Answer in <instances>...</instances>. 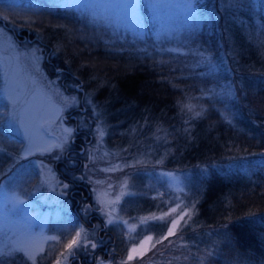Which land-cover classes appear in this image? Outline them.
Segmentation results:
<instances>
[{
    "label": "rangeland",
    "instance_id": "1",
    "mask_svg": "<svg viewBox=\"0 0 264 264\" xmlns=\"http://www.w3.org/2000/svg\"><path fill=\"white\" fill-rule=\"evenodd\" d=\"M64 3L65 0L45 2L47 6L55 5L61 9H68ZM192 7L194 12L189 13L184 0H169L162 6L160 17L154 20L150 11L141 4L138 6L137 20L134 23H116L113 22L115 20L113 10L101 0H81L79 6L69 9L74 15L70 21L57 14L52 15L51 18L38 16L30 18L27 15L14 18L6 14L3 6H0V17L3 19L0 20V127H5L10 132L0 130V184L3 185V191H0V249L9 251L19 242H23L31 247L35 259L38 255L44 254V258H49L47 264H56L58 259L61 260V264H69L71 256L73 258V255L78 251L81 252L84 247H74L71 250L74 254L68 255L66 244L71 241L80 227H85L87 235L92 232L94 241L99 239L98 237L101 239L104 229L100 226L99 219L104 215L106 223L107 216L100 210L101 205L97 202V198L102 197L106 201L116 200L125 180H127L128 194L123 195L118 203L112 205L116 209L115 218L121 222L106 223L107 228L113 230L116 235L117 239L113 241L116 247L119 246V242L127 243H124V252L118 248L110 251V255L118 254L117 264H137L147 255L152 256L151 251H157L155 252L157 259V256L166 249V244H170L167 243L169 238L167 234L172 220L185 210L180 207L176 212H171L177 203L191 209V219L186 216L179 221L180 225L175 229L177 238L183 244H190L186 240L188 236L198 238L201 233L206 234L207 244L209 239L215 238L209 229H197L195 226L197 211L189 205V203L193 204L190 200H184L188 190L186 186L189 184L190 168L179 171L180 165L173 164L174 169L170 168L171 170L168 171L165 166L167 159L159 158L161 149L157 153L158 148L162 140L170 139V129L161 131L158 126L150 136L142 138L138 131V129L141 131L140 123H137L138 126L134 123L130 129H123L122 135L112 128H107L102 110L95 104V91L92 88L84 91L82 81L76 83L75 78H68L73 73L68 70L67 63L70 65V60L63 53L70 50L78 62H82L93 74H97L98 69L94 67L97 63L106 66L111 65V62L97 60L96 56H92L91 44L97 43L98 40L103 41L111 33L118 31L123 38H129L128 43L122 44L127 48L128 53L132 52L139 57L145 54H160L163 48L168 52L170 49V52L184 53L179 65L184 74H188L187 70L202 68L203 62L209 60L211 53L213 63L219 66L217 59L220 58V61L224 62L225 58L221 55L215 57L213 50V45L217 43L215 34L217 38L220 36L222 41L224 39L220 20L214 14V0H196ZM202 21L204 25L198 31L197 27ZM44 29L46 30L43 32ZM222 30L226 31L223 23ZM84 33L90 34L91 41L84 40L82 35ZM194 36L198 42L195 50L185 39ZM43 37L48 38L49 41L42 40ZM223 44L225 47L228 45L227 38ZM96 48L98 46L93 49ZM121 51L124 50H117V53ZM162 62L163 64L158 66L162 71L161 75L165 74L163 69L168 66L172 72L165 75L167 81L174 84L177 76L173 70L176 66L165 59ZM135 63L133 62L132 65ZM73 65L78 66L75 63ZM49 68L55 71L52 75ZM133 72L130 66L125 70L112 61L110 73L112 79L115 77L118 79L126 74L133 76L135 75ZM62 84H73L75 91L65 89ZM233 85L237 87L236 83ZM211 92L210 88L208 93ZM8 95L17 99L15 106L9 102ZM73 97L75 103H71ZM64 98H68L69 104L64 103ZM167 116L163 115L162 121ZM91 119H95V122ZM157 123L159 122L155 124ZM66 128H71L73 131L68 142L63 143ZM76 128L77 133L86 130L92 134L93 143L88 148L92 156L87 160L85 150L83 154L85 157H80L83 161L76 172L88 184L89 198L92 196L94 205L103 215L99 213L97 217H91L90 201L87 197L80 205L84 215L79 214L78 218L73 215L65 221L67 225L72 224L69 229L76 226L71 233L67 228L63 229L59 221L66 210L65 204L75 203L68 193H65L63 185L68 181L64 168L72 175L67 168L71 163H66L65 154L76 160L79 158L71 155L74 148L70 142L74 136H78L74 132ZM98 129L103 130V137L99 135ZM110 138L118 145L124 144L118 148L110 146L108 144ZM7 139L9 141L15 139L17 142L10 143ZM29 139L32 151L25 155L29 147ZM61 144L62 147H56ZM57 160L60 166L54 165ZM116 165L120 167L106 171ZM49 169L59 184L50 185L41 182ZM6 173L8 175L2 179ZM172 177L175 179L173 180ZM23 190H26L24 194ZM13 191L24 203L14 204L11 201ZM5 192L8 193L7 196ZM126 198L129 202L123 205ZM56 203L61 204V207ZM142 205L143 208H140ZM129 213L132 216H129ZM165 213L170 214L165 215ZM73 221L77 223L73 224ZM122 221H127L128 224L125 225ZM190 222L192 225L188 227ZM166 224L168 228L165 230ZM128 225H134V230L129 231ZM189 228L194 230L192 235L189 234ZM175 234L172 236L176 237ZM52 236L58 239H45ZM147 236H151L152 241L144 243L141 247L140 243L145 241ZM165 236L167 239H163ZM158 240L161 242L157 243ZM183 244L173 245L183 246ZM213 244L225 243L215 240ZM132 248H136V252H132ZM46 249H50L47 255L44 253ZM61 253L67 256V260H64ZM129 255L132 259H128ZM173 256L164 258L166 264H177L178 257L173 258ZM4 258L9 259L7 264H13L14 260L19 264L29 262V258L22 251L12 252ZM99 259L97 264L101 262L111 264L109 261H101L102 257Z\"/></svg>",
    "mask_w": 264,
    "mask_h": 264
},
{
    "label": "trees",
    "instance_id": "2",
    "mask_svg": "<svg viewBox=\"0 0 264 264\" xmlns=\"http://www.w3.org/2000/svg\"><path fill=\"white\" fill-rule=\"evenodd\" d=\"M36 2L37 4L22 1L16 6H6L3 10L14 18L22 15L30 18H51L57 14L70 21L74 16L70 8L61 9L45 4L52 0ZM226 3L227 0H214V14L220 20L222 38H227L228 41L225 47L224 40L222 41L220 36L217 38L215 34V57L221 55L225 58L224 62L220 61V58L217 59L219 66L213 63V54L210 51L212 56L203 62L202 68L187 70L188 74H184L179 67L184 53L170 52V49L168 52L163 48L160 54H145L139 57L132 52L128 53L122 44L128 43L129 38H123L118 31L111 33L103 41L98 40L97 43L91 44L92 56H96L97 60L111 62V65L106 66L97 63L94 66L98 69L97 74H93L82 62H78L70 50L63 52L73 67L67 63L68 70L73 73L68 78H75L76 83L82 81L84 91L90 88L95 91V104L101 108L107 128H112L122 135L123 129H130L134 123H140L141 131H138L142 138L150 136L158 126L161 131L170 129V139L162 140L158 148L157 153L161 149L159 158L167 159L165 166L168 171L178 164L179 171L190 168L189 184L186 186L188 190L185 193L187 198L184 197V200H190L194 204L189 203L192 209L197 211V229H209L215 237L209 239L207 244L206 234L201 233L198 238L188 236L186 240L190 244H183L176 234V237L169 236L167 243L170 244H166V249L159 252L157 259V251H151L152 256L147 255L137 264H166L164 258L169 255L178 257L177 264H264V4L261 0H254L253 3L249 0H239L236 7L227 8L223 6ZM0 5L5 6L4 3ZM214 22L213 19V25ZM222 23L225 24V32L222 30ZM203 25V21L200 22L197 30L200 31ZM91 30L93 32V27ZM82 35L84 40L91 41L90 34ZM190 38L185 39L195 50L198 46L196 36ZM43 39L49 41L46 37ZM95 46L98 48L93 49ZM117 50L124 51L117 53ZM164 59L176 66L173 70L177 76L174 84L167 81L165 74L172 72L168 66L163 69V76L162 71L158 69ZM112 61L125 70L130 66L135 75L126 74L112 79ZM133 62H136L135 65H132ZM49 71L52 75L54 70L49 68ZM73 84H62V87L75 91ZM210 88L211 94L208 93ZM229 90L233 94L232 97L224 95ZM164 95L167 97H163ZM186 104L193 105L194 111L188 112L184 107ZM195 111L202 114L196 117ZM163 115L168 116L162 121ZM156 122L159 123L155 124ZM4 128L0 127V130L6 132ZM78 132L81 137L79 146H73L71 155L79 158L76 160L68 154H65L64 158L66 163H71L67 168L72 172L71 175L64 168L66 179L69 181L65 182L68 185L65 190L71 194L78 189L85 198H89L88 184L76 170L83 161L80 157H85L79 152L80 145L89 148L83 141H93L88 131ZM9 142L17 141L14 139ZM108 144L118 148L124 143L118 145L110 138ZM57 164L60 162L55 161L54 165ZM72 194L81 200L78 193L74 191ZM72 200L75 201L74 198ZM89 201L90 212L92 209L97 210L92 196ZM128 202L129 199L126 198L123 205ZM140 208H143V205ZM181 208L187 209L186 205H181ZM96 213L99 214L100 211ZM87 215H90L89 212ZM72 216V210L65 211L59 221L63 229L67 228L71 233L76 226L69 229L72 224L67 225L65 221ZM129 216L132 214L129 213ZM99 224L104 230L101 240L97 239V243H109L111 249L118 248L124 252L127 243L119 242L116 247L113 243L114 239H117L116 235L113 230L107 228L104 215L99 219ZM191 225L190 222L188 227ZM167 228L166 224L165 230ZM158 232L163 233L161 230ZM193 233L194 230L189 228V234ZM215 240L225 244H213ZM90 250V246L85 249L88 252L86 259L90 261L89 264H97L99 257H102L101 261H109L111 264L118 262L117 253H114L115 256L105 257L102 251L93 254ZM43 255L37 256L35 263L47 264L49 258H44ZM28 261L27 264H33L31 259ZM72 263L76 264V261L73 260ZM13 264L19 263L14 260Z\"/></svg>",
    "mask_w": 264,
    "mask_h": 264
},
{
    "label": "snow or ice",
    "instance_id": "3",
    "mask_svg": "<svg viewBox=\"0 0 264 264\" xmlns=\"http://www.w3.org/2000/svg\"><path fill=\"white\" fill-rule=\"evenodd\" d=\"M80 2H81V0H65L64 6L68 7V8L77 7V6H79ZM101 2L113 10V15L115 17V20H113V22H116V23H124V22L134 23L137 20V9H138L139 5H141V4L144 5L146 10L150 11L153 19L156 20L161 15L162 6L166 5L169 2V0H101ZM195 2H196V0H184L185 7L189 13L194 12V9L192 6ZM249 2L253 3L254 0H249ZM261 3L264 4V0H261ZM238 4H239V0H227V3L223 6L227 7V8H233V7H236ZM224 95H226L228 97H232L233 94L229 90ZM8 100L13 106H15V104L17 103V99L15 97H13L12 95H8ZM64 103L66 105L69 104L68 98H64ZM71 103H75L74 97L71 99ZM184 107L187 108L188 112L194 111V106L191 104H186V105H184ZM201 114L202 113L200 111L194 112V115L196 117H199ZM72 131L73 130L71 128L64 129V132L66 135L64 137L63 143L68 142V139L72 135ZM98 132H99V135L101 137H103V135H104L103 130L98 129ZM62 146H63L62 144L56 145V147H62ZM45 150H47V149H45ZM31 151H32V144H31V140L29 139V147H28L25 155H27ZM137 163H139V161H137ZM119 167H120L119 165H116V166H114L113 169H106V171L116 170ZM42 175H44V174L42 173ZM166 175L170 176L171 174H166ZM172 179L174 180L175 177H172ZM41 182L45 183V184H50V185L53 183L59 184V181H56L55 177L51 174V169L48 170V173L45 175V178ZM97 183H99V181ZM63 187L67 188L68 185L64 184ZM126 189H127V180L123 181V183L121 185L120 195L116 197V200L106 201L102 197L97 198V202L101 205L100 210L102 212H104V214L107 216V221H106L107 224H113V223L121 222L115 218L114 214L116 213V209H115V207H112V205L118 203L120 198L123 195L128 194ZM0 191H3V185L2 184H0ZM7 195H8V193L5 192V196H7ZM11 201L14 202V204L24 203V201L21 200L20 197L14 191H13L12 196H11ZM180 207H181V205L179 203H177L176 207L171 209V212H176L177 209ZM190 212H191V209H185L183 212H181L179 217L172 220L171 227L168 230L167 236H172L175 234V229L178 227L180 220H183L186 216L188 217V219H191ZM168 214H170V213H165V215H168ZM122 222L125 225L128 224L127 221H122ZM142 222H144V221H142ZM134 228H135L134 225H128L129 231H133ZM167 236L163 237V239H167ZM45 239L57 240L58 238L52 236V237H46ZM151 241H152V237L147 236L146 240L142 241L140 243V246L143 247L144 243H150ZM160 242L161 241H159V240L157 241V243H160ZM89 244H91L92 248H95L97 246L96 243H94L88 239V235H87L86 230L83 227H80V229L75 232V236L71 239V241H69L66 244L65 247L68 250V255H73L74 253L71 250L74 247L83 246L85 249H87ZM20 251L24 252L25 256H27L29 259H31L33 261V264H35V256H34V253L31 249V247L29 245L23 243V242H19L9 251H4L3 249H0V258L7 257V256L11 255L12 252H20ZM131 251L136 252V248H132ZM60 255L64 258V260H67V256H65L64 253H61ZM128 259H132V256L129 255ZM56 264H61V260L58 259L56 261ZM101 264H103V262H101Z\"/></svg>",
    "mask_w": 264,
    "mask_h": 264
},
{
    "label": "flooded vegetation",
    "instance_id": "4",
    "mask_svg": "<svg viewBox=\"0 0 264 264\" xmlns=\"http://www.w3.org/2000/svg\"><path fill=\"white\" fill-rule=\"evenodd\" d=\"M71 142H72V144H75V145L79 146V142L80 141L77 143L76 140H75V138H74L73 140H71ZM83 144H86L85 145L86 147L89 146V142L83 141ZM80 148H81L79 150L80 154H82L83 152H85V148L83 147V145H80ZM86 154H87V157L88 158L91 157V154H90L89 151H87ZM74 191L79 194L81 200L84 201L86 199L85 198V195L83 193H79L78 189H76ZM72 197L76 200V203H77V205L79 207V210H82V208L80 207V201H79V199L76 196H72ZM97 216L98 215L95 212L91 215V217H94V218L97 217ZM98 232H100V230H98ZM92 235H93V233L91 232L90 237L88 239L90 241L96 243L97 246L95 248H92L91 247V244H90V247H91L90 253L95 254V253H98L99 251H102L103 252V255L105 257H110L111 256L110 253H109L110 252V246H109L110 244L109 243H107V244H100V242L97 243V239L94 241L93 238H92ZM98 238L100 239V237H98ZM87 253L88 252L85 251V249L83 251H81V252L78 251L77 254H74L73 255V258L71 256V259L72 260H70L69 263L70 264H73L72 262H73V260H75L76 261V264H89L90 261L86 259L87 258Z\"/></svg>",
    "mask_w": 264,
    "mask_h": 264
}]
</instances>
